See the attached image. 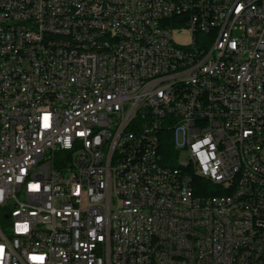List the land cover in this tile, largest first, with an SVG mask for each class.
Segmentation results:
<instances>
[{
	"label": "built area",
	"instance_id": "built-area-1",
	"mask_svg": "<svg viewBox=\"0 0 264 264\" xmlns=\"http://www.w3.org/2000/svg\"><path fill=\"white\" fill-rule=\"evenodd\" d=\"M263 111L264 0H0V264H264Z\"/></svg>",
	"mask_w": 264,
	"mask_h": 264
},
{
	"label": "bare ground",
	"instance_id": "bare-ground-1",
	"mask_svg": "<svg viewBox=\"0 0 264 264\" xmlns=\"http://www.w3.org/2000/svg\"><path fill=\"white\" fill-rule=\"evenodd\" d=\"M171 4H178V0H168ZM173 18L176 22H186V15L182 9L173 10ZM190 44H197V34H190ZM93 40H101V30L93 31ZM63 52H72V44L63 45ZM86 52V44H77L75 54ZM225 66H232V58H225ZM189 89V81H180V84L170 86V102L173 105H180V97ZM6 105H16V97L6 98ZM211 119V112H202L199 117H194V126H201V123H208ZM259 120H264V111L259 112ZM194 145H202V135H195ZM143 147V140H134V148ZM120 149H127V142H120ZM115 159V150H107L106 166H113ZM245 159H252V151H245ZM179 170H187V163H179ZM197 188H195L196 190ZM193 198L199 199L200 202H209V196H196L193 191ZM222 200H230V193H222ZM185 204H192V196H185Z\"/></svg>",
	"mask_w": 264,
	"mask_h": 264
},
{
	"label": "trees",
	"instance_id": "trees-1",
	"mask_svg": "<svg viewBox=\"0 0 264 264\" xmlns=\"http://www.w3.org/2000/svg\"><path fill=\"white\" fill-rule=\"evenodd\" d=\"M166 147L167 149L171 150V142H170V137H167V141H166ZM193 183H194V187L196 186V190H195V195L202 197V196H209V195H217L218 191L213 188L212 186H210V184L204 182L202 179L200 178H194L193 179Z\"/></svg>",
	"mask_w": 264,
	"mask_h": 264
},
{
	"label": "rangeland",
	"instance_id": "rangeland-1",
	"mask_svg": "<svg viewBox=\"0 0 264 264\" xmlns=\"http://www.w3.org/2000/svg\"><path fill=\"white\" fill-rule=\"evenodd\" d=\"M175 41L180 44L181 46H186L191 42V37L188 34L186 30L183 31H176L175 32ZM181 140L183 139V135L180 134ZM181 161L187 160V153L183 152V154L180 156Z\"/></svg>",
	"mask_w": 264,
	"mask_h": 264
},
{
	"label": "snow or ice",
	"instance_id": "snow-or-ice-1",
	"mask_svg": "<svg viewBox=\"0 0 264 264\" xmlns=\"http://www.w3.org/2000/svg\"><path fill=\"white\" fill-rule=\"evenodd\" d=\"M233 47H235V45H233ZM81 135H82V133H81ZM26 227V226H25Z\"/></svg>",
	"mask_w": 264,
	"mask_h": 264
}]
</instances>
